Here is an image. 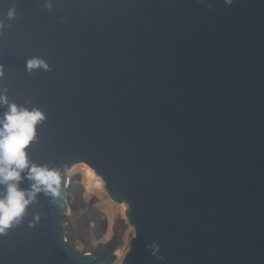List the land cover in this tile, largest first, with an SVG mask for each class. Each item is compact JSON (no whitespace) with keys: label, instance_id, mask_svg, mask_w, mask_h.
Segmentation results:
<instances>
[{"label":"water","instance_id":"obj_1","mask_svg":"<svg viewBox=\"0 0 264 264\" xmlns=\"http://www.w3.org/2000/svg\"><path fill=\"white\" fill-rule=\"evenodd\" d=\"M45 2L0 0V89L46 114L28 152L62 196L0 235V264H115L64 236L73 166L125 205L119 264H264V0Z\"/></svg>","mask_w":264,"mask_h":264},{"label":"clouds","instance_id":"obj_2","mask_svg":"<svg viewBox=\"0 0 264 264\" xmlns=\"http://www.w3.org/2000/svg\"><path fill=\"white\" fill-rule=\"evenodd\" d=\"M231 5L233 0H225ZM44 7L52 10V0H46ZM211 7V5H209ZM13 5L7 12L8 20L16 17ZM12 25L0 20V35ZM51 71L49 63L40 56L26 60L25 70L31 74L37 70ZM4 77V66L0 65V79ZM8 89H0V235L19 225L30 205L37 202L39 195L49 198L50 203L58 204L62 196L61 169L49 164H40L30 158L28 148L37 140V128L46 120V114L32 106L31 100L17 104L8 96ZM27 181L28 187L22 188ZM39 219V215L35 217Z\"/></svg>","mask_w":264,"mask_h":264},{"label":"bare ground","instance_id":"obj_3","mask_svg":"<svg viewBox=\"0 0 264 264\" xmlns=\"http://www.w3.org/2000/svg\"><path fill=\"white\" fill-rule=\"evenodd\" d=\"M67 176L69 178L68 196H67L69 210L67 215L63 217V219L66 220V223L63 224L62 230L73 231L76 229L75 226L76 223L73 220L75 214L74 211L69 206V202L70 204L74 202V205L78 203H82L83 206L89 208V211L91 209V212L92 211L95 212L97 216L96 221L93 222L94 224L87 226L85 239L80 237L77 238L75 236L70 241L72 251L75 254H83L88 252L95 253L96 248L107 247L108 250L106 254L113 255L116 260L115 264H118L122 260L124 254L126 253L129 246V241L134 233L133 228H129L124 213L126 212L125 205L112 204L109 202L103 180L101 178L95 177V172L91 168L73 166L71 168V171L68 172ZM104 202H105V207L103 211H99L98 208L96 209V207L101 206V204H103ZM98 223L103 225V227H105L104 228L106 232L104 238L105 241L108 240L109 238H112L113 239L112 242L114 243V245L117 244L118 241L120 242V244L117 246L118 248L115 251L113 250L114 245L111 244V242L105 245L100 243V241H96L93 238L94 236L92 235V233L98 227ZM119 226H121L122 229L120 236H117L116 229ZM88 236L91 238H88ZM85 247H88V249H86Z\"/></svg>","mask_w":264,"mask_h":264},{"label":"rangeland","instance_id":"obj_4","mask_svg":"<svg viewBox=\"0 0 264 264\" xmlns=\"http://www.w3.org/2000/svg\"><path fill=\"white\" fill-rule=\"evenodd\" d=\"M69 180V178H68ZM67 203H68V200H67ZM69 206L71 207V209L74 211V217H73V220L74 222L76 223L75 226H76V229L71 231V230H63L64 233H65V236H66V240L70 243V241L76 236L77 238L80 237V238H83L85 239V234H86V231H87V226L88 225H91V224H94L93 222L96 221L97 219V216H96V213L95 212H91V209L89 211V208L88 207H85L82 205V203H78V204H75L74 205V202L70 204L69 202ZM94 206V205H92ZM103 207V208H102ZM105 207V202L103 204H101V206H98L96 207V209L98 208L99 211H103ZM75 209V210H74ZM77 212V213H75ZM91 215V216H90ZM91 217V218H90ZM94 217V218H93ZM90 218V219H88ZM88 219V220H87ZM66 223V220L63 219V222H62V226L63 224ZM64 228V227H63ZM103 228V229H102ZM105 227H103V225L99 224L98 223V227L93 231L92 235L94 236L93 238L96 240V241H100V243L102 244H108L111 242V244L114 245V243L112 242L113 239L112 238H109L108 240L105 241ZM102 229V230H101ZM121 226H119L117 229H116V234L117 236H120L121 234ZM88 238H91L88 236ZM104 239V240H103ZM120 240V239H119ZM120 244V242L118 241L117 244L114 245V249L112 247V249L115 251L118 247V245ZM86 249H88V247H85ZM107 247H103V248H96L95 249V253L99 254V255H107L106 252H107ZM112 250V251H113ZM120 263V262H119ZM118 263V264H119Z\"/></svg>","mask_w":264,"mask_h":264}]
</instances>
